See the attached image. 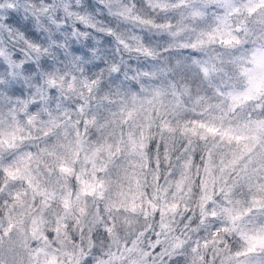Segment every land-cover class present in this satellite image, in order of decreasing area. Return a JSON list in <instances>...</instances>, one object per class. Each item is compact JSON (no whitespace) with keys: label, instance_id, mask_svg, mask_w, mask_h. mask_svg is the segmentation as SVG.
<instances>
[{"label":"clouds","instance_id":"9594fccd","mask_svg":"<svg viewBox=\"0 0 264 264\" xmlns=\"http://www.w3.org/2000/svg\"><path fill=\"white\" fill-rule=\"evenodd\" d=\"M0 264H264V0H0Z\"/></svg>","mask_w":264,"mask_h":264}]
</instances>
